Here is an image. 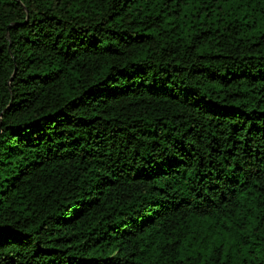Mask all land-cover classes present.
I'll list each match as a JSON object with an SVG mask.
<instances>
[{"label":"trees","instance_id":"obj_1","mask_svg":"<svg viewBox=\"0 0 264 264\" xmlns=\"http://www.w3.org/2000/svg\"><path fill=\"white\" fill-rule=\"evenodd\" d=\"M0 264H264V0H0Z\"/></svg>","mask_w":264,"mask_h":264}]
</instances>
